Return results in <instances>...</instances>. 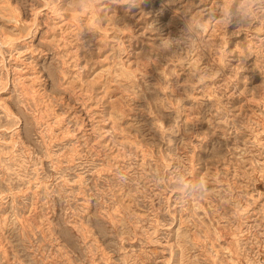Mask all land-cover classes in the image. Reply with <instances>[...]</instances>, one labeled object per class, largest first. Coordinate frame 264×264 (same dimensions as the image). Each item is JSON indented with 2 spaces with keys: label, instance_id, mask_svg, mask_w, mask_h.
I'll return each mask as SVG.
<instances>
[{
  "label": "rangeland",
  "instance_id": "374dc122",
  "mask_svg": "<svg viewBox=\"0 0 264 264\" xmlns=\"http://www.w3.org/2000/svg\"><path fill=\"white\" fill-rule=\"evenodd\" d=\"M227 2L0 0V264H264V19L185 44Z\"/></svg>",
  "mask_w": 264,
  "mask_h": 264
},
{
  "label": "clouds",
  "instance_id": "9594fccd",
  "mask_svg": "<svg viewBox=\"0 0 264 264\" xmlns=\"http://www.w3.org/2000/svg\"><path fill=\"white\" fill-rule=\"evenodd\" d=\"M120 3L127 4L129 8L135 7L138 0H119ZM207 16V19H205ZM253 19H264V0H228L227 3L219 9V16L216 15V9L197 11L192 13L187 22V32L189 37L185 40V44L189 51L188 59H191V53L199 49L203 44L200 34L203 33L210 24L215 23L221 27H226L233 22L237 24H247ZM90 27L96 29L98 23H93ZM178 41L171 38H162L158 47L161 51H168L176 45ZM193 72L198 73V80L207 84L217 74H209L206 69H201L198 62L193 61L191 65ZM207 180L202 179L200 183L195 185V189L203 197L208 191ZM191 187V186H190ZM198 197V198H200Z\"/></svg>",
  "mask_w": 264,
  "mask_h": 264
},
{
  "label": "bare ground",
  "instance_id": "6f19581e",
  "mask_svg": "<svg viewBox=\"0 0 264 264\" xmlns=\"http://www.w3.org/2000/svg\"><path fill=\"white\" fill-rule=\"evenodd\" d=\"M171 9V8H170ZM176 11V10H175ZM165 38V37H164ZM178 62V61H177Z\"/></svg>",
  "mask_w": 264,
  "mask_h": 264
}]
</instances>
